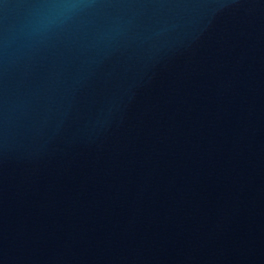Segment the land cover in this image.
Returning <instances> with one entry per match:
<instances>
[{
    "label": "water",
    "instance_id": "1",
    "mask_svg": "<svg viewBox=\"0 0 264 264\" xmlns=\"http://www.w3.org/2000/svg\"><path fill=\"white\" fill-rule=\"evenodd\" d=\"M0 264H264V0H0Z\"/></svg>",
    "mask_w": 264,
    "mask_h": 264
}]
</instances>
